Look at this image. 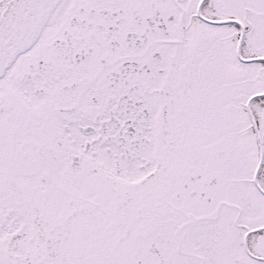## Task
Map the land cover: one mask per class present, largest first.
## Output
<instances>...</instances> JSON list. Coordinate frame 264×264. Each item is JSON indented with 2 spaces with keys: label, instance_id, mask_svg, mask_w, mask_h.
I'll use <instances>...</instances> for the list:
<instances>
[{
  "label": "snow or ice",
  "instance_id": "obj_1",
  "mask_svg": "<svg viewBox=\"0 0 264 264\" xmlns=\"http://www.w3.org/2000/svg\"><path fill=\"white\" fill-rule=\"evenodd\" d=\"M0 264H264V0H0Z\"/></svg>",
  "mask_w": 264,
  "mask_h": 264
}]
</instances>
